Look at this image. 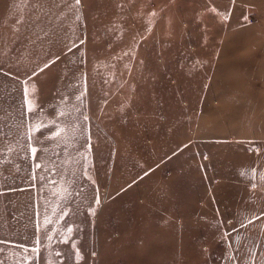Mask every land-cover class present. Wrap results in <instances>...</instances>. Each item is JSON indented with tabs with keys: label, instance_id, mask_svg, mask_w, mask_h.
Returning a JSON list of instances; mask_svg holds the SVG:
<instances>
[{
	"label": "rangeland",
	"instance_id": "374dc122",
	"mask_svg": "<svg viewBox=\"0 0 264 264\" xmlns=\"http://www.w3.org/2000/svg\"><path fill=\"white\" fill-rule=\"evenodd\" d=\"M87 1L0 0V264H264V236L223 247L242 235L211 204L208 140L238 123L192 105L191 11L130 0L83 25ZM232 12L222 50L264 67V0ZM165 18L181 37L151 52Z\"/></svg>",
	"mask_w": 264,
	"mask_h": 264
},
{
	"label": "crops",
	"instance_id": "0c3cea01",
	"mask_svg": "<svg viewBox=\"0 0 264 264\" xmlns=\"http://www.w3.org/2000/svg\"><path fill=\"white\" fill-rule=\"evenodd\" d=\"M129 2L87 1L81 24L102 25L104 10L110 8L118 12ZM233 6L234 0H176L174 6V12L178 10L182 15L193 12L186 16L189 25L198 30L193 37L192 105L207 107L214 102L219 106V120L228 117L238 123L232 138L214 135L208 140L213 145L211 168L223 178L218 186H213L214 191L211 190V204L217 215L222 211L231 216L234 234L242 235L239 240L226 239L223 247L229 251L235 247L250 249L264 236V67L250 64L255 56L253 49L242 50L239 48L245 46H241L235 50H222ZM154 26L156 32L151 29L150 40L158 47L151 48V52L165 51L161 49L160 41L174 40L169 39L170 35L181 37L167 18ZM219 57H222V63L218 61ZM202 115H208L205 108L197 113L198 117ZM243 234L252 236L245 240Z\"/></svg>",
	"mask_w": 264,
	"mask_h": 264
},
{
	"label": "snow or ice",
	"instance_id": "6c2138e0",
	"mask_svg": "<svg viewBox=\"0 0 264 264\" xmlns=\"http://www.w3.org/2000/svg\"><path fill=\"white\" fill-rule=\"evenodd\" d=\"M80 2V0H76V3H79ZM152 15H155V13H152ZM29 111H32V109L31 108H29ZM33 152L35 153L36 152V149H33ZM37 167H39V165H37ZM49 239H50V237H49ZM65 243L67 242V241H64ZM32 251H37V249H35V248H33L32 249Z\"/></svg>",
	"mask_w": 264,
	"mask_h": 264
},
{
	"label": "built area",
	"instance_id": "2783aa9c",
	"mask_svg": "<svg viewBox=\"0 0 264 264\" xmlns=\"http://www.w3.org/2000/svg\"><path fill=\"white\" fill-rule=\"evenodd\" d=\"M229 222V221H228Z\"/></svg>",
	"mask_w": 264,
	"mask_h": 264
}]
</instances>
